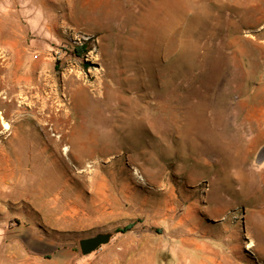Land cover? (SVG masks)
<instances>
[{"label":"rangeland","instance_id":"374dc122","mask_svg":"<svg viewBox=\"0 0 264 264\" xmlns=\"http://www.w3.org/2000/svg\"><path fill=\"white\" fill-rule=\"evenodd\" d=\"M0 169V264H264V0H0Z\"/></svg>","mask_w":264,"mask_h":264},{"label":"bare ground","instance_id":"6f19581e","mask_svg":"<svg viewBox=\"0 0 264 264\" xmlns=\"http://www.w3.org/2000/svg\"><path fill=\"white\" fill-rule=\"evenodd\" d=\"M47 84V83H45ZM48 85V84H47ZM35 86V90H37V93L39 94L38 96V100L40 101V112L42 113H46L48 112L50 114L49 116V119L50 120L49 122H52V126H53V129H57V132L61 131V136H60V142H64L65 145L64 147L62 148V152L63 154L67 157V158H70L69 156L72 155L73 159L78 161V163H81L83 162V160L85 158H91L93 156H95L96 154H105L104 152L106 151L105 149H103L105 146L102 145V148L100 149V145H99V142H98V136L95 134V132L91 131L89 132L87 135L84 133L82 125L80 126V129L76 126V123H70V119L71 117L73 116L72 115V112L69 113V116L67 117V120H66V123L65 125H63L61 128H60V122L58 121V119L60 118V105H55L53 103V96L51 95V91L48 92L46 95H44V98L41 97L40 95V92L39 90H43V91H47L46 89V86L43 85L39 80L38 82L36 83ZM30 87V86H29ZM11 89V87H10ZM8 90V89H7ZM24 90V89H23ZM52 90V89H50ZM14 91V90H13ZM84 93L82 90H80L79 92H77V94L75 95H72L73 97V101H72V110L75 112L76 110L80 109H84L86 108V106H88L89 104L90 105H93L91 104L92 101H89L85 96H84ZM23 94V92L21 93ZM14 97V96H13ZM18 100V99H17ZM97 100V99H95ZM101 101V100H100ZM103 101V100H102ZM99 102V101H98ZM12 103V102H11ZM10 103V104H11ZM57 103V102H56ZM95 103V102H94ZM104 103H102L101 106H104ZM106 104V103H105ZM15 105V104H14ZM93 107V106H91ZM96 107V106H95ZM94 108V107H93ZM95 109V108H94ZM88 110V109H87ZM96 110V109H95ZM79 111V110H78ZM32 112V111H31ZM38 112V111H37ZM87 112V111H86ZM90 112V111H89ZM92 112V111H91ZM77 113V112H76ZM98 113H99V110H98ZM97 113V115H99ZM34 114V113H33ZM40 114V113H39ZM86 114V113H85ZM96 114V113H95ZM22 115V114H21ZM46 115V114H45ZM88 115V114H87ZM45 118V117H44ZM48 118V117H47ZM95 118V117H94ZM86 119V118H85ZM98 119V117H97ZM4 120V119H3ZM6 120V119H5ZM42 120V119H41ZM90 120V119H89ZM96 120V119H95ZM75 121V120H74ZM45 122V121H44ZM112 122V121H111ZM4 123V122H3ZM113 123V122H112ZM39 125V123H38ZM49 125V124H48ZM48 125L46 127H48ZM94 125H97L99 128H106V123L103 121V120H98L97 122H94ZM45 126V125H44ZM50 126V125H49ZM10 127L8 126L7 123H4L3 125V130H7L9 129ZM43 128V127H42ZM65 128L68 129V132L65 131ZM104 128V129H105ZM113 128V127H112ZM117 128V127H116ZM107 129V128H106ZM119 129V128H118ZM93 130V129H92ZM113 130V129H112ZM107 131V130H106ZM114 131V130H113ZM105 132V131H104ZM101 133L102 130H101ZM115 136V135H114ZM103 137V136H102ZM106 137V135H105ZM59 138V137H58ZM117 141V140H116ZM104 144V143H103ZM70 145V147H69ZM62 155V154H61ZM104 156V155H103ZM3 160V159H2ZM85 162V160H84ZM3 164V163H2ZM67 168V167H66ZM2 169V168H1ZM0 169V171H1ZM9 171V170H8ZM68 172V171H67ZM8 173V172H7ZM15 170H11L10 172V175L9 174H2L0 173V182H3V183H6V184H9V181L11 178H13L15 176ZM9 175V176H8ZM68 175V174H67ZM9 177V178H7ZM60 178L62 179V182L60 183V192L63 193L66 191V188L70 185L67 186V184L69 183H73V181H71L70 178H67L65 179L64 178V174L61 172L60 173ZM74 178V176H73ZM78 178V177H77ZM14 180V179H13ZM95 180H98L95 178ZM37 181V180H36ZM90 180H88L89 182ZM75 182V181H74ZM78 182V181H77ZM76 182V183H77ZM86 182V181H85ZM90 183V182H89ZM92 183V182H91ZM82 185V184H81ZM80 186V184H79ZM84 186V185H83ZM92 186H94L92 184ZM71 187V186H70ZM87 187V186H85ZM69 188V187H68ZM74 188V187H73ZM86 189V188H85ZM88 189V188H87ZM73 191V190H72ZM68 192V191H67ZM93 192V191H92ZM91 192V193H92ZM90 193V192H89ZM90 193V194H91ZM94 194H96V201L97 199H103L104 198V195H103V184L102 183H99V185H97L96 187V191H94ZM80 195V194H79ZM82 195V194H81ZM62 196V195H61ZM76 196V195H75ZM94 196V195H93ZM103 196V197H102ZM54 198L51 199V201H55L56 203L60 202L59 199H60V195H58V192L55 196H53ZM72 197V195H71ZM87 197V196H86ZM83 198V197H82ZM106 198V197H105ZM78 199V198H77ZM81 199V198H80ZM92 199V198H91ZM95 199V198H94ZM9 200V199H8ZM61 200V199H60ZM93 200V199H92ZM35 201V199H34ZM41 201V200H40ZM46 202V201H45ZM50 202L47 201L44 206H46L48 203ZM91 202V201H90ZM104 202V201H103ZM62 204V202H61ZM88 204V203H87ZM92 204V202H91ZM90 204V206H91ZM59 205V204H58ZM44 206H42V208H44ZM80 206V205H79ZM83 206V205H82ZM76 207V206H75ZM97 207V206H95ZM58 208H61V207H58ZM84 208V207H83ZM57 209V208H55ZM86 209V207L84 208ZM62 210V209H61ZM38 219V218H37ZM63 225V224H62Z\"/></svg>","mask_w":264,"mask_h":264},{"label":"water","instance_id":"95a60500","mask_svg":"<svg viewBox=\"0 0 264 264\" xmlns=\"http://www.w3.org/2000/svg\"><path fill=\"white\" fill-rule=\"evenodd\" d=\"M111 238L110 233H101L95 236L84 238L79 240V249L83 256H87L96 250H98L101 246L109 243Z\"/></svg>","mask_w":264,"mask_h":264}]
</instances>
